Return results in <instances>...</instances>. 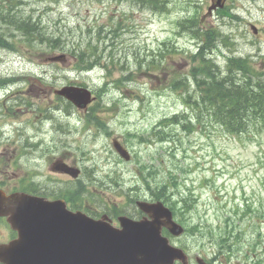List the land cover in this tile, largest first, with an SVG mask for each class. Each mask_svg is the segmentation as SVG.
I'll return each mask as SVG.
<instances>
[{
  "label": "rangeland",
  "instance_id": "1",
  "mask_svg": "<svg viewBox=\"0 0 264 264\" xmlns=\"http://www.w3.org/2000/svg\"><path fill=\"white\" fill-rule=\"evenodd\" d=\"M137 3L0 0V182L70 193L81 208L111 217L135 215L133 198L166 186L170 205L187 198L191 208L177 211L189 231L180 244L264 264V128L236 137L184 115L196 107L185 87L199 80L203 43L214 45L204 55L219 74L230 57L246 58L264 82V0H169L162 11ZM61 55L64 62L50 61ZM91 55L93 67L82 71ZM68 85L94 93L88 112L54 93ZM174 115L192 122L168 124ZM115 138L130 162L113 149ZM57 159L81 168L80 178L50 171Z\"/></svg>",
  "mask_w": 264,
  "mask_h": 264
},
{
  "label": "water",
  "instance_id": "2",
  "mask_svg": "<svg viewBox=\"0 0 264 264\" xmlns=\"http://www.w3.org/2000/svg\"><path fill=\"white\" fill-rule=\"evenodd\" d=\"M63 59V56L53 60ZM80 108L92 98L83 89L65 87L58 92ZM115 149L126 160L128 152L118 143ZM162 208L161 204H158ZM143 206V205H142ZM150 212L147 206H143ZM154 221L122 220L123 230L81 213L73 214L64 204L17 194L5 196L0 191V217H7L17 239L0 245L2 264H172L181 255L161 237L167 227L173 234L182 230L165 212Z\"/></svg>",
  "mask_w": 264,
  "mask_h": 264
},
{
  "label": "trees",
  "instance_id": "3",
  "mask_svg": "<svg viewBox=\"0 0 264 264\" xmlns=\"http://www.w3.org/2000/svg\"><path fill=\"white\" fill-rule=\"evenodd\" d=\"M141 7L156 11L166 8L169 0H136ZM21 19L16 21L19 24ZM25 24V23H23ZM23 24H19L22 27ZM17 27L18 29H20ZM210 30L202 33L207 37ZM3 36L0 34V42ZM212 43L207 46L204 43L199 52L200 64L198 71L199 80H194L200 94L198 101H194V110H201L202 117L213 119L214 122L223 125L231 132H237L248 124H256L264 121V82L255 74L254 65L246 58L230 57L224 70L219 74L220 68L211 59L207 58L212 50ZM206 46V47H205ZM214 46V45H213ZM81 52V47H75L74 51ZM206 54V55H204ZM95 55L88 56L81 68H92L91 60ZM96 60L94 59V62ZM189 91V87H185ZM203 114V115H202ZM199 119V115H197ZM174 121L177 118L173 119ZM179 122V120H177Z\"/></svg>",
  "mask_w": 264,
  "mask_h": 264
},
{
  "label": "flooded vegetation",
  "instance_id": "4",
  "mask_svg": "<svg viewBox=\"0 0 264 264\" xmlns=\"http://www.w3.org/2000/svg\"><path fill=\"white\" fill-rule=\"evenodd\" d=\"M203 260H204V263H205V264H219L218 261H216V260H214V259L211 260V259L208 258V257H204ZM220 264H222V263H220Z\"/></svg>",
  "mask_w": 264,
  "mask_h": 264
},
{
  "label": "bare ground",
  "instance_id": "5",
  "mask_svg": "<svg viewBox=\"0 0 264 264\" xmlns=\"http://www.w3.org/2000/svg\"><path fill=\"white\" fill-rule=\"evenodd\" d=\"M16 25H18V24H17V23H15V26H16ZM16 27H18V26H16Z\"/></svg>",
  "mask_w": 264,
  "mask_h": 264
}]
</instances>
